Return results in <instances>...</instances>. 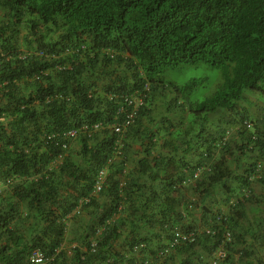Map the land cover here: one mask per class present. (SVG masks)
<instances>
[{"label":"trees","instance_id":"trees-1","mask_svg":"<svg viewBox=\"0 0 264 264\" xmlns=\"http://www.w3.org/2000/svg\"><path fill=\"white\" fill-rule=\"evenodd\" d=\"M0 15V264H32L36 250L49 257L44 264L157 260L155 231L195 228L182 222V190L199 193V202L182 207L186 215L201 209L204 226L222 215L208 204L218 190L230 193L228 180L252 191L249 177L258 159L264 162V142L253 141L239 103L246 91L264 97V0H0ZM123 61L130 78L117 72ZM201 63L221 73L211 95L193 98L197 81L178 87L164 77L166 69ZM99 79L107 83L101 87ZM146 86L135 124L114 132L109 125L122 119H115L122 95ZM169 106L188 115L171 131ZM158 122L170 136L160 148L179 150V159L154 152ZM96 123L102 127L93 130ZM70 130L77 135L69 137ZM132 142L143 156L124 173ZM247 149L257 157L239 174ZM189 154H198L196 164ZM197 166L209 170L176 189ZM102 169L106 179L93 194ZM260 174L264 184L263 168ZM145 177L151 184L141 183ZM234 208L224 221L233 245L223 264H263L264 253L237 249L242 235L231 221L242 208L238 202ZM217 233L176 248L162 264H203L201 253L211 257L222 239Z\"/></svg>","mask_w":264,"mask_h":264},{"label":"crops","instance_id":"crops-1","mask_svg":"<svg viewBox=\"0 0 264 264\" xmlns=\"http://www.w3.org/2000/svg\"><path fill=\"white\" fill-rule=\"evenodd\" d=\"M170 95V94H169ZM167 96V94L165 95ZM245 99L239 103L240 111L241 113L251 115L250 117H255L254 115L256 114V109L259 107L257 104V101L260 98H263L262 96H257L256 92L253 91H246L244 93ZM167 98V97H166ZM170 100H168L169 102ZM170 104V103H169ZM170 107V106H169ZM240 113V114H241ZM220 114H224L221 112ZM246 115V116H248ZM187 112H182V110L176 108L171 110L170 107V113L168 116V119H170L172 124L175 125V128H169V130H173L178 128L181 124L186 123V117H187ZM216 114L212 115V117H215ZM227 117V115H225ZM145 120L144 122H146ZM148 122V121H147ZM147 125V124H146ZM154 126V125H153ZM159 129V133H157V136H159V140H157V146L154 152L156 154H162V155H170L179 159V157L183 156V153H181L179 150L177 153L171 151L170 147L168 146L167 148H160L161 143H163L165 140H169L170 136L167 134L166 130L164 129L165 126H163L160 122L156 124ZM236 126V125H235ZM235 126H234V137L233 139L236 141L238 144L239 141H241V137H239L235 133ZM156 141V139H154ZM133 144V142L131 143ZM140 143L135 144L134 146L132 145L131 148H128L126 152L127 160V167H126V172L131 170L135 166V164L140 160V158L143 156L142 154V149L140 147ZM251 148V146H249ZM251 151L250 149H247V152L244 156L239 157V161L241 162V166L238 169V173L241 174L243 170L247 169L249 167L248 161L249 157H255V152ZM172 152V153H171ZM237 152V151H236ZM238 155L239 152H237ZM173 154V155H172ZM189 158L192 162V165L196 164L198 161V154H189ZM116 162V161H115ZM264 169V166H263ZM252 176V175H251ZM251 179V178H249ZM141 183H146V184H151V182L145 177L140 179ZM228 185L230 186V193L224 192L222 189L220 191L218 190V194L213 198L211 202H209V206L212 207L210 210H215L218 209L221 210L223 213L229 215H232L231 212L234 211V205L238 202V204L241 206L242 210L241 213H239L238 218L236 221H231V227H233L236 232L242 235V241L240 245L237 247L238 250H241L243 247L251 248V250H255V252L259 255L261 253H264V244H261L260 237L263 234L262 229L264 228V184L261 183L259 180L256 179H251V189L252 191H246L245 187L242 188L240 182H236L234 180H228ZM157 183V182H156ZM155 184V183H154ZM234 191V192H233ZM188 199L196 200L199 202L201 199L199 197V193L193 190H188L187 192L182 190V193L179 197L180 203H179V212L181 213V216H184V219L182 222H186L190 225H194L196 227L198 226H204L205 222L208 221V216L205 217L203 214V211L199 208H194V210L190 211L188 215H186V212L183 210L184 202H186ZM227 199V200H226ZM199 205L201 203H198ZM214 206V208H213ZM230 219V218H229ZM126 233V232H125ZM156 234V235H155ZM155 236H159L160 239H156V237L152 238L151 241V248H160L162 247L168 240V233H158L157 231L154 232ZM127 236V233H126ZM239 254L236 255V259H238ZM211 257L208 255V252L203 251L201 253L200 259H202V262H206L210 259ZM255 261V260H254ZM253 260V264H255ZM264 261V259H263ZM264 264V263H263Z\"/></svg>","mask_w":264,"mask_h":264},{"label":"built area","instance_id":"built-area-1","mask_svg":"<svg viewBox=\"0 0 264 264\" xmlns=\"http://www.w3.org/2000/svg\"><path fill=\"white\" fill-rule=\"evenodd\" d=\"M113 56V54H112ZM64 68V67H60ZM116 96V95H115ZM113 96H110V98ZM122 100L120 104L121 107L117 110V117L115 119H119L120 115H122V119L119 121H115L109 125L110 128L113 129L116 133H124L135 123L136 117L138 115V110L140 107L145 105L146 95H142V93H130L122 95ZM264 120V117H263ZM246 127H250L252 124L250 121L245 122ZM102 127V123H96L92 126L93 130L100 129ZM87 127H84V130H87ZM91 132V131H88ZM69 137H75L77 135L76 130H70L67 132ZM256 138V137H255ZM226 137L222 139L220 143H224ZM122 154L121 149L119 148L115 152V157H119ZM113 159V158H112ZM110 162L112 160H109ZM260 164H258V167ZM205 166H197L195 172L183 180V182L176 186L177 188L188 185L189 183L197 180L200 176L208 171ZM106 170L102 169L98 173V177L96 179L95 187L93 194L98 193L101 190L102 184H104ZM189 208H192V204L189 205ZM224 221H226V217L222 214H217L215 219L208 226H204L202 228L195 229H184L181 225L170 226L169 228V239L166 242L165 246L157 251V260L151 257V255H145V260L140 262V264H162V262L176 250V248L193 244L197 241V239L205 234L209 236L216 235L218 231H221V241L217 246L214 256L207 264H221L225 261L228 256L229 249L233 245V235L230 229L225 226ZM95 243L92 244L94 246ZM140 247L135 248V251H139ZM49 261V257H46L44 253L39 250L34 251L31 256L30 262L32 264H44Z\"/></svg>","mask_w":264,"mask_h":264},{"label":"clouds","instance_id":"clouds-1","mask_svg":"<svg viewBox=\"0 0 264 264\" xmlns=\"http://www.w3.org/2000/svg\"><path fill=\"white\" fill-rule=\"evenodd\" d=\"M104 52L106 53V55H108L110 58H115L116 57V55H117V52L116 51H113V50H109V49H106V50H104ZM112 54H113V56H112ZM123 63V65H124V69L125 70H127L128 71V74H125L123 77H129L130 78V75H131V72L128 70V69H126V67H125V62L123 61L122 62ZM203 76H208L210 79H212V80H217V79H219L220 78V74H219V71L218 70H214V69H210V68H208V66H206L205 64H203V63H201L200 65H198L197 67H195V68H189L187 71H185L183 74H181V75H178V76H176L175 77V82H176V84H177V86L178 87H184V86H186L191 80H193V79H198V78H201V77H203ZM148 90V87L146 86L142 91H135V92H132V93H142V95L144 94V95H146V101H145V105L144 106H142V107H140V109L138 110V115H139V112H140V110L141 109H143L145 106H146V103H147V98H148V93H146V91ZM259 94V93H258ZM260 95V94H259ZM137 115V116H138ZM247 115V114H246ZM251 115H249V116H246L245 117V119L243 120V123H244V125H245V122H248V121H250L251 122V126L250 127H247V128H249L251 131H252V133L254 134V135H252V138H253V141H261V142H264V130L262 129V130H258L257 128H256V122L253 120V117H250ZM263 117H264V113H263V115L262 116H260V118H259V121H263L264 122V120H263ZM250 118V119H249ZM135 124V123H134ZM260 125L262 126V124L260 123ZM246 126V125H245ZM230 133H232V130H229L228 132H227V134H226V140L224 141V143L229 139V136H230ZM256 137V138H255ZM223 139V138H222ZM222 139H221V141H222ZM220 141V142H221ZM219 142V144H223V143H220ZM121 149V148H120ZM256 154V153H255ZM121 156V155H120ZM255 157H257V155H255ZM116 158H119L118 156L117 157H115V155H113V159H116ZM112 162V161H111ZM257 163L258 164H260V166L258 167V165H257V169H255V172L253 173V175L252 176H250L249 178H251V179H256V180H258V178L261 176V174H260V170L263 168V166H264V162H262L260 159H258V161H257ZM106 170V169H105ZM126 172V171H125ZM124 172V173H125ZM105 177H106V175H105ZM105 179L106 178H104V181H105ZM251 179H249L250 181H251ZM182 187H180V188H177V189H181ZM190 209H192V208H190ZM222 214L225 216V217H227L228 215L227 214H225V213H223L222 212ZM227 215V216H226ZM206 226H208V225H206ZM202 227H204V226H198V227H196L195 226V228H202ZM228 227V226H227ZM169 228L170 227H168V236H169ZM184 228V227H183ZM195 228H193V229H195ZM229 228V227H228ZM185 229V228H184ZM186 229H188V228H186ZM230 229V228H229ZM218 234V233H217ZM221 234V233H220ZM168 239H169V237H168ZM198 240V239H197ZM168 241V240H167ZM197 242V241H196ZM196 242L195 243H193V244H196ZM166 244V243H165ZM165 244L162 246V247H164L165 246ZM188 245H190V244H188ZM161 247V248H162ZM160 248V249H161ZM217 248V247H216ZM231 248H232V246L230 247V249H229V251L231 250ZM159 249V250H160ZM216 250V249H215ZM215 250H214V253H215ZM214 253H213V255L211 256V258L214 256ZM229 254V253H228ZM228 257V256H227ZM211 258L208 260V261H206V262H203V264H207L210 260H211ZM227 259V258H226ZM225 259V260H226ZM225 262V261H224ZM223 262V263H224ZM223 263H221V264H223ZM199 264H202V263H199Z\"/></svg>","mask_w":264,"mask_h":264},{"label":"rangeland","instance_id":"rangeland-1","mask_svg":"<svg viewBox=\"0 0 264 264\" xmlns=\"http://www.w3.org/2000/svg\"><path fill=\"white\" fill-rule=\"evenodd\" d=\"M1 18H2V16L0 15V20H1ZM197 66L198 65H187V66H180L177 68H169V69L164 70V77L167 81L175 82L176 76L183 74L189 68H195ZM206 66H208V68H210V69L218 70V69L213 68L209 65H206ZM117 70H118L117 72L122 76H124L125 74H128V71L124 69L123 63H120L117 65ZM219 74H220V78L217 80H212L208 76H203V77L198 78V79H193V80L197 81V86L195 88V91L193 92V98H201V97L213 94L216 91V88L218 87V85L222 81L220 71H219ZM97 75L100 77L102 74L97 72ZM106 83H107V79H99V84L101 87L104 86V84H106ZM256 95L258 97L261 96L258 93H256ZM257 104L259 105V107L256 109V114L254 115L255 117H253V119H256V120H257V118H260V116H262L264 113V97L263 98L259 97ZM256 125H257L256 128L261 130L262 126L260 125L259 121L256 122ZM135 144H137V143L134 142L132 145L134 146ZM132 145L130 144L129 148H131Z\"/></svg>","mask_w":264,"mask_h":264}]
</instances>
